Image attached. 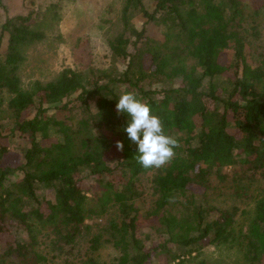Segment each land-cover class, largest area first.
I'll return each mask as SVG.
<instances>
[{
	"label": "trees",
	"instance_id": "obj_1",
	"mask_svg": "<svg viewBox=\"0 0 264 264\" xmlns=\"http://www.w3.org/2000/svg\"><path fill=\"white\" fill-rule=\"evenodd\" d=\"M146 1L123 0V29L108 46L124 68L116 74L101 70V79L63 68L52 80L25 88L18 69L27 45L44 38L34 27L38 14L6 17L2 23L8 39L3 50L0 34V108L5 102L9 134L25 146L16 166L3 163L6 148L0 147V264H44L41 239L55 249H72L85 220L110 208L114 216L93 235L90 250L108 244L117 256L112 262L86 256L80 264H148L159 255L183 262L198 254L204 241L248 264H264V58L252 64L246 48L258 26L264 27V4L150 0L149 10ZM138 14L144 17L140 25L133 20ZM230 46L233 58L224 66L219 55ZM226 69L233 78L217 79ZM125 91L147 103L165 134L179 141L171 162L155 168L156 197L148 210L139 206L140 174L148 169L134 159L136 145L124 131L128 117L115 108ZM30 108L31 116L22 117ZM112 149L119 157L109 165L105 157ZM235 165L236 197L248 191L243 179L259 183L253 208L242 210L248 214L245 226L238 221L239 206L209 207L185 194L195 184L204 196L210 176L223 182L224 168ZM115 171L120 186L106 179ZM86 178L99 182L102 196H87L81 187ZM39 184L51 189V199L37 197ZM212 210L217 214L207 219ZM150 217L157 218L158 239L143 244L137 229ZM4 231L9 239L2 238Z\"/></svg>",
	"mask_w": 264,
	"mask_h": 264
},
{
	"label": "rangeland",
	"instance_id": "obj_2",
	"mask_svg": "<svg viewBox=\"0 0 264 264\" xmlns=\"http://www.w3.org/2000/svg\"><path fill=\"white\" fill-rule=\"evenodd\" d=\"M246 6L260 7L264 0H241ZM123 0H0V34H2V48L5 50L8 34L2 31V23L6 17L16 15H25L29 12H37L38 16L33 19L36 21L34 27L42 31L44 38L40 41L32 42L26 47V57L18 69L23 86L30 89L35 80L45 82L52 80L63 68H72L80 70L87 74L89 78L95 76L97 79L103 78L99 71H105L108 74L119 73L124 68L121 61L115 60L108 46V40L122 32L123 26L120 19ZM147 8L153 9L154 3L146 1ZM251 10V9H249ZM44 13V14H43ZM41 14L42 19L37 20ZM136 25L144 21L142 14L134 17ZM257 21H263L259 16ZM155 29V28H152ZM259 34L250 37V43L246 47L249 52V61L252 64L259 62L264 58V27L258 26ZM4 52V51H3ZM233 58V47L224 49L219 55V62L222 65H228ZM227 77L233 78V73L226 69L217 79L223 81ZM160 86V85H159ZM5 101L7 96L2 94ZM0 147H5L3 153V163L16 166L22 158V151L25 144L9 134L10 116L5 102L0 108ZM33 109L30 108L23 112L22 117L31 116ZM80 112H78L79 116ZM58 115V114H57ZM12 123V122H11ZM10 123V124H11ZM235 133V129L230 126ZM119 153L112 149L106 154V161L113 165L118 161ZM238 166H228L224 172L228 175L225 181H219L216 176H210L211 188L203 195V188L190 184L186 190V195L194 194L197 201L203 199L209 207L226 208L231 205L239 206L240 215L238 221L245 226L248 214L242 210L249 211L253 208V198L257 196L259 183L243 179L241 184L248 187L245 196L236 197L232 187L231 180L234 172L237 173ZM16 176L11 175L10 180ZM157 178L155 168L148 169L140 174V196L139 206L144 210L151 208L156 195L154 192V183ZM106 179L112 181L115 186L121 185V176L119 172L107 174ZM81 187L90 198L102 196L104 189L99 182L86 178ZM40 200L52 198V192L49 187L37 185L35 190ZM185 196V195H184ZM182 196V197H184ZM195 199V201H196ZM143 200V201H142ZM202 201V200H201ZM46 211V207L42 208ZM217 211L207 214V219L215 216ZM114 216V209L110 208L101 216H93L85 220L81 228L80 236L75 240L72 249L65 247L61 249L53 248L48 240L41 239L38 250L45 254L46 262L44 264H80L86 256L95 257L104 262H112L117 256V250L108 244L100 245L95 252L90 250L91 238L99 232V227L107 223ZM181 219L182 216L179 215ZM158 225L156 217H150L142 222L137 229V236L142 239L143 244L151 240L158 239L154 226ZM10 228V227H9ZM10 232L4 231L2 238L9 239ZM45 240V241H44ZM204 247L198 254L193 252L191 256H186L183 262L168 261L163 255L153 256L148 264H198L204 260L207 264H248L240 255L235 252H228L222 248H216L204 241Z\"/></svg>",
	"mask_w": 264,
	"mask_h": 264
},
{
	"label": "clouds",
	"instance_id": "obj_3",
	"mask_svg": "<svg viewBox=\"0 0 264 264\" xmlns=\"http://www.w3.org/2000/svg\"><path fill=\"white\" fill-rule=\"evenodd\" d=\"M115 108L118 114L128 117L124 131L136 145L134 159L142 168H161L171 162L179 141L165 134L160 118L152 113L147 103L134 92L125 91L117 99ZM115 146L118 151L124 149L121 141H116Z\"/></svg>",
	"mask_w": 264,
	"mask_h": 264
}]
</instances>
